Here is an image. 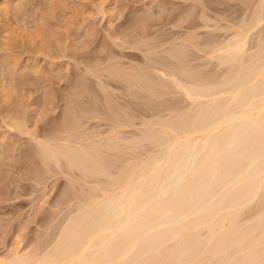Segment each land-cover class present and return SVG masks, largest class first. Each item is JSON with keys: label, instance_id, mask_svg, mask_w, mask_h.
I'll list each match as a JSON object with an SVG mask.
<instances>
[{"label": "bare ground", "instance_id": "obj_1", "mask_svg": "<svg viewBox=\"0 0 264 264\" xmlns=\"http://www.w3.org/2000/svg\"><path fill=\"white\" fill-rule=\"evenodd\" d=\"M154 1H156V0H154ZM170 1H173V0H170ZM177 1H179V0H177ZM197 1H200V0H197ZM202 1H204V0H202ZM208 1H210V0H208ZM219 1H221V0H218V2ZM223 1H225V0H223ZM212 2H210V4L208 2V4L211 6L215 5V4L212 5L211 4ZM240 2H242V1H240ZM256 2H258V3L256 4L254 11L253 12L249 11V12H252V15L251 16L249 15L250 18L248 21L245 20L246 21L245 23L239 24V25H236L233 27H231L229 25L231 28L228 29V30H230V32H228V35L226 34V36H225V34H224L225 37H223V38H217L218 36L216 35L217 36V37L215 36L216 39H214L213 41H212V39L209 40L212 42L210 44L208 43L209 45L207 44L208 45L207 51L205 50L206 48L204 47L205 48L204 50L206 51V53H205L206 58L211 59V60H215V68L217 69V71L213 74H203V73H201L202 69H201V71H199V69L195 70L196 68L195 69L192 68L193 66L190 67V65L189 66L183 65L182 63L184 62V60H186V62H187V59H185V57H184V55H186L185 51H184V49H182L183 47L181 45L176 46L175 44H174L175 46L173 48L167 50V52H166L167 53V59L164 62L154 61L152 63V65H150V67L148 68L151 70L143 69L145 64H143L141 66L143 68H141V67L136 68V67H125V65L123 67L122 64L119 65V62H118V65L115 64V65L111 66L110 69L106 68V69H109L108 75L110 77H112L116 82H119V83L122 82L125 84V86H124V87H126L125 90L126 91L128 90L129 94L136 95L135 93H137V92H135V93L132 92V91H134L132 89H136V90H138V92L141 91V93L142 92L147 93L148 96L151 97V99L152 98L157 99L156 97L161 96L163 93L165 94L167 92L170 93V92H174V91L178 92V94L180 93L181 99H183V102H185V106H183L184 104H182V107H184V108L181 110L178 109L180 111L176 112V110H175V112H174V109L171 108L170 104H169V107L167 105V107L164 109L159 107L162 109L161 111H167V116L160 117L159 116L160 110L154 109L156 102H154L155 104L153 103L154 107H153V109L151 107V110L146 105L147 108L149 109L148 112L150 114L147 117L137 115L139 117L136 116V118H135V116H131L128 113V110L126 108L128 106L127 105L128 103H126V107H120L119 111L115 110L112 107L113 106L112 103H114V101H115V100L113 101V99L115 97L112 99L110 97L108 91H106L107 88L105 86L106 84L104 83L105 81H102V80H104L102 78L105 75L102 74V78H101L102 80H100L99 76L98 77L96 76L98 79V82H99V83L98 82L97 83H98L99 87L102 89V91L104 92V94H103L104 99L101 98V100H103L102 103H104L105 112L111 113L110 118H107L108 116L105 117L106 114H103V112H102V114H100L101 112H99V111L98 112L93 111L94 113H92L91 111L87 112L86 110L85 111L83 110L81 115L78 113L79 115L75 114L73 116V118H70V121L68 120L69 123L66 126H64L63 128H59V129L57 128L56 131L54 130L53 133H51V134L47 133L48 135L44 134L43 138L42 137L31 138V140L34 139L33 142H35L37 144V149H38L39 156H40L38 158H40L41 162H43L45 166L49 162L50 163L53 162L54 166L55 167L57 166L58 168L57 167L56 168L59 169V171H60L59 164H60V161L63 160L62 162H64V165L66 166L65 168L67 169V171L69 169L71 174H72V171H73V174H74V171H77L76 174L78 173V176H77V178L75 176L76 180H75V178L73 179L71 176L69 178L68 174H70V173H68V172H66L65 175L67 174L66 178L69 179L71 182L77 183V181H79L78 182V186H79L78 189L79 190L78 191L74 190L75 192L72 193V197L69 198V200L75 199V205H73L74 203H72V205L74 207H73L71 213L67 214L65 212L67 214V216L64 213L66 217H65L64 221H62L61 224L56 229L53 237H51L52 234L51 235L49 234L51 231L49 229L50 231L48 234L50 235V237L52 239H51V242L49 244L48 249L46 247V249H43L42 251H41V248H40V251H35V250H33L35 247H33V245L31 244L30 247H32L33 249H31L29 247L28 248L29 251H27V252L24 251L23 253H19V251L15 250V248L18 247L15 245L16 247L14 248V251L10 250L7 254L0 255V264H207L206 262H208L207 260H209V259L210 260L213 259V260H211L212 264H264V40H263L264 37L261 39L259 36V34H261V31L262 32L264 31V0H256ZM174 3H175V0H174ZM160 4H162V3H160ZM195 4H194V6H195ZM216 4H217V2H216ZM218 4H220V3H218ZM225 4H228V1ZM229 4L231 5V3H229ZM239 4H241V3H239ZM184 5H182L181 9L183 8ZM245 5H246V7L248 6L246 3H245ZM16 6H17V4H16ZM155 6H158V3ZM196 6H198V5H196ZM203 6H205V5H203ZM211 6L207 5V7H211ZM20 7H21V5H19V8ZM199 7H200V5H199ZM215 7H216V5H215ZM223 8L224 7H222L221 9H223ZM23 9H25V8H23ZM146 9H147V7H146ZM181 9L179 11L183 12V10H181ZM190 9H192V8H190ZM208 9L209 8H206L205 10H208ZM227 9H228V7H227ZM109 10H111V8ZM201 10H202V8H201ZM190 11H194V9L190 10ZM190 11H189V13H191ZM235 11H237V10H235ZM239 11H241V10H239ZM18 12H19V10H18ZM228 12H229V10H228ZM244 12H245V10H244ZM168 13L169 12H167V14ZM206 13H208V12H205V14ZM109 14H111V11ZM148 14H150V13H148ZM205 14H203V15H205ZM229 14L231 15V13H229ZM160 15H161V13H160ZM189 15L187 14L188 18H189ZM232 15H233V13H232ZM208 16H206V17L209 18ZM221 16L224 17L223 15H221ZM221 16H220V19H222ZM110 17H111V15H110ZM143 17H144V15L142 16V18ZM155 17H156V15H155ZM201 17H205V16L201 15ZM210 17L212 19L213 16H210ZM230 17H232V16H230ZM235 17H237V16L235 15ZM240 17L241 16L239 15V18ZM169 18H170V16H169ZM172 18H174V17H172ZM195 18H196V16H195ZM215 18L216 17H214V19ZM233 19L237 20L238 18H236V19L233 18ZM110 20H111V18H110ZM144 20H145V18H144ZM186 20H187V18H186ZM216 20H217V18H216ZM224 20H226V17ZM242 20H243V18H242ZM166 21L169 22V20H166ZM206 21H209V20L206 19ZM229 21H227V22H229ZM155 22H157V21H155ZM196 22H197V20H196ZM202 22L205 23V21H202ZM138 23H140V22H138ZM174 23H176V22H174ZM193 23H195V22H193ZM225 23L223 22V24H225ZM110 24H111V22H110ZM212 24H214V23H212ZM227 24H229V23H227ZM139 25H142V23ZM155 25H156V23H155ZM163 25H164V23H163ZM183 25H184V23H183ZM183 25L181 27H184ZM208 25H210V24L208 23ZM220 25L221 24H219V26ZM35 26L33 28L36 29L37 26L36 27ZM130 26H132V25H130ZM143 26L145 27L146 24ZM153 26H154V24H153ZM137 27L138 26H136V28ZM149 27H151V26H149ZM212 27L209 26V28H211V29L206 27V29L208 28V31L210 30L209 31L210 34H211V32L213 34V32L215 31L214 29H212ZM52 28H53V26H52ZM134 28L135 27H133V29ZM213 28H215V27H213ZM221 28H225V27H221ZM128 29H130V28H128ZM140 29H142V26ZM201 29H202V27H201ZM254 29H256V30L258 29L257 32L256 31L253 32ZM166 30H167V28H166ZM173 30H175V28ZM177 30H178V28H177ZM183 30H184V28H183ZM185 30H189V29H185ZM114 32H116V31H114ZM130 32H128V33H130ZM149 32H151V31H149ZM157 32H158V30H157ZM159 32H161V31H159ZM178 32H180V31H178ZM255 32L257 33V38L253 41V37L255 38V36H256ZM124 33H123V35H124ZM134 33H135V30H134ZM136 33H138V32L136 31ZM172 33H174V32H172ZM189 33H191V32H189ZM112 34H113V32H112ZM151 34H152V32H151ZM253 34L255 36H253ZM263 34H264V32H263ZM107 35H109V33ZM131 35H130V37H131ZM147 35H149V33ZM154 35H156V34H154ZM157 35H158V33H157ZM218 35H221V34H218ZM140 36H142V35H140ZM179 36H181L180 38H182V35H179ZM185 36H187V35H185ZM78 37H76V38H78ZM112 37H109L108 39H110ZM122 37H121V39H125V37L124 38H122ZM149 37H151V36H149ZM159 37H158V39H160ZM207 37L210 38V35ZM7 38H6V40H7ZM90 38L91 37H89V39ZM116 38H117V36H116ZM119 38H120V35H119ZM166 38H168V36ZM180 38H179V40L181 41L183 38L182 39H180ZM205 38L206 37L204 36V39ZM84 39H85V37H84ZM112 39L114 40V38H112ZM117 39H115V40H117ZM127 39H128V37H127ZM168 39H165V40H168ZM106 40H105V42H106ZM153 40H156V39H153ZM177 40H178V38H177ZM177 40L175 39L176 42H177ZM184 40L190 42L191 41V35H188L187 38L184 37V39L182 41H184ZM207 40L208 39H205L206 42H207ZM81 41L78 40V42H81ZM118 41H120V40H118ZM148 41H150V39ZM171 41H174V40H171ZM171 41H170V43L172 44L173 42H171ZM252 41L256 42V43L252 44ZM89 42H91V41L89 40ZM157 42H159V41H157ZM74 43H76V42H74ZM123 43H125V42H123ZM144 43H146V42L144 41ZM161 43L162 42H160L159 44H161ZM182 43L184 45V42H182ZM85 44L89 45V43H85ZM127 44L128 43H126L125 45L127 46ZM133 44H134V42H133ZM135 44H137V43H135ZM138 44H140V43L138 42ZM187 44H189V43H187ZM192 44H194V43H192ZM198 44L199 43L197 42V45ZM80 45H82V44H80ZM88 45H86V46H88ZM113 45H115V43H113ZM129 45H131V43H129ZM146 45H148V44H146ZM157 46L161 47L162 45L160 46L157 44ZM188 46H189V48L190 47L193 48L192 45L191 46L188 45ZM202 46H203V44H202ZM5 47H7V46H5ZM167 47H169V46H167ZM59 48H61V47H59ZM124 48H125V46H124ZM194 48H197V46ZM6 49H8V47ZM61 49L64 51L63 47ZM75 49H76V46H75ZM105 49H107V48H105ZM133 49H135V47ZM140 49H142V48H140ZM118 51L120 52V49ZM135 51H138V48ZM135 51H133V52L135 53ZM159 51H161V50H159ZM165 51L166 50H164V52ZM195 51H196V49H195ZM128 52H127V54H130V52L129 53ZM197 52L199 53V51H197ZM131 53H132V51H131ZM159 53H161V52H159ZM200 53H201V51H200ZM200 53H199V55H200ZM6 54H8V52ZM63 54L64 53H62V55ZM115 54H117V53H115ZM156 54H158V52ZM4 55H2V56H4ZM124 55H125V53H124ZM196 55H198V54H195V56ZM14 56H13V58H11L9 56L8 57L11 60V59H14ZM148 56H147V58H148ZM63 57H64V55H63ZM102 57L104 58V56H102ZM113 57H115V56H113ZM121 58L124 59L123 57H121ZM152 58H153V56L151 57V60H152ZM154 58H157V57H154ZM162 58H165V57H162ZM198 58H199V56H198ZM126 59L128 60L129 58H126ZM142 59H144V57ZM145 59H146V57H145ZM0 60L2 61V59H0ZM115 60H117V59H115ZM136 60L132 61V63L135 62V64H136V62H138V60L137 61ZM139 60H141V58ZM191 60L192 59H190L188 61H191ZM197 60H199V59H197ZM1 61H0V63H2ZM100 61H102V60H100ZM124 61H125V59H124ZM146 61H145V63H146ZM205 61H206V59H205ZM60 62L58 65H61ZM195 62H193L192 64H194ZM3 63H5V62H3ZM106 63H107V60H106ZM124 63L126 64L128 62H124ZM132 63H130V64H132ZM189 63L190 62H188L187 64H189ZM84 64H86V63H84ZM100 64H102V63H100ZM196 64H194V65H196ZM206 64H209V62ZM201 65H203V64H201ZM201 65H199V66H201ZM12 66H13V64H12ZM51 66L52 65H50V67ZM95 66H94V68H95ZM126 66H128V64ZM0 67H1V65H0ZM92 67L93 66L91 65L90 68H92ZM194 67H196V66H194ZM100 68H102V67H100ZM15 69H17V68H15ZM63 69H65V68H63ZM77 69H79V68H77ZM0 71L3 72V70H0ZM15 71H18V70H15ZM60 71H62V70H60ZM79 71H80V69H79ZM90 71L93 73L92 70H90ZM90 71H88V72H90ZM5 72L7 73V71H5ZM12 72H14V71H12ZM50 72H51V68H50ZM82 72L80 71V73H82ZM1 73H0V75H2ZM65 73H67V72H65ZM18 74H20V73H18ZM86 74H84V75H86ZM3 75L5 76L7 74H3ZM11 75H12V73L10 74V76ZM76 75H77V73H76ZM24 76L25 75L23 74V77ZM109 76L106 75V77H109ZM5 78H6V76H5ZM7 78H8V76H7ZM58 78H61V77H58ZM73 78L74 77H72V79ZM75 78H76V76H75ZM86 78H83V79H86ZM3 79L4 78H2L1 80H3ZM24 79H26V78H24ZM87 80H89V79H87ZM8 81H9V79H8ZM13 81H9L8 84L13 82ZM53 81H55V80L53 79ZM91 81H90V83H91ZM115 81H114V83H115ZM82 82H83V80H82ZM110 82H113V81L110 80ZM4 83L5 82H3V84ZM97 83H95V84H97ZM69 84H71V83H69ZM91 84H93V83H91ZM12 85L13 84H11V86ZM74 85H75V81H74ZM74 85L71 84V86H74ZM87 85H88V82H87ZM118 85L120 86L121 84H118ZM9 86L10 85H8L7 87H9ZM78 86H80V85H78ZM46 87H47V84H46ZM74 87H76V86H74ZM99 87H97V88H99ZM13 88H15V87H13ZM78 88H81V87H77V89ZM90 88H91V86H90ZM90 88H88V89H90ZM118 88H120V87H118ZM4 89H3V91H4ZM45 89L47 90V88H45ZM94 90H97V89H94ZM120 90H122V89L120 88ZM83 91H84V89H83ZM123 91H124V89H123ZM4 92H6V91H4ZM0 93H1V91H0ZM82 93L83 92H81V94ZM92 93H94V92H92ZM97 93L98 92H96V95H97ZM6 94H8L7 96L10 95L7 92H6ZM89 94H90V92H89ZM123 94L120 96H122V97L125 96ZM137 94H139V93H137ZM2 95H3V93H2ZM99 95H101V94H99ZM53 96H56V94ZM111 96L113 97V95H111ZM5 97H6V95H5ZM89 97L90 96H88V99H90ZM122 97L120 99H122ZM137 97H138V95H137ZM1 98H2V96H1ZM162 98H164V97H161V99ZM62 99H63V97H62ZM66 99H68V98H66ZM83 99H85V98H83ZM92 99H93V97H92ZM92 99H90V100H92ZM98 99H100V98H98ZM127 99H128V97H127ZM139 99H142V96ZM147 99H149V98H147ZM159 99H160V97H159ZM174 99L175 98H173V100ZM55 100H56V98H55ZM71 100H72V96H71ZM80 100H81V98H80ZM129 100H131V98ZM173 100H171V101L173 102ZM0 101H1V99H0ZM43 101H45V100H43ZM51 101H53V100H51ZM79 101H77V102H79ZM137 101H138V99H137ZM137 101H135V102L138 103ZM168 101H170V100H168ZM92 102H91V104H92ZM95 102H96V100H95ZM183 102H181V103H183ZM139 103H140V101H139ZM147 103H149V100ZM168 103H170V102H168ZM174 103L175 102H173V105H174ZM74 104H73V106H74ZM82 104H83V102H82ZM116 104H118V103H116ZM114 105H115V103H114ZM140 105H142V104H140ZM149 105H150V103H149ZM178 105H180V103ZM67 106H69V103ZM78 106H80V105H78ZM78 106L76 104L75 107H78ZM87 106H90V105H87ZM92 106H94V105H92ZM96 106H97V104H96ZM137 106H139V104ZM160 106H162V105H160ZM175 106H176V103H175ZM81 107H84V106H81ZM133 107H134V105H133ZM33 108L34 107H32V110H34ZM78 108H80V107H78ZM145 108L146 107H143V109H145ZM73 109H76V108L73 107ZM81 109H83V108H81ZM130 109L133 110L132 107ZM156 109H158V108H156ZM176 109H177V107H176ZM29 110H31V109H29ZM32 110H31V112H32ZM41 110H43V109H41ZM45 110H47V108ZM40 111H39V113H40ZM52 111H55V110L52 109ZM28 112H30V111H28ZM142 112L144 113L147 111H142ZM23 113H25V112H23ZM160 113H162V112H160ZM6 114H8V113H6ZM17 114H20L19 110H18ZM67 114H68V111H67ZM165 114H163V115H165ZM3 115H4V113H3ZM29 115H28V117H29ZM9 116H10V120L8 118ZM13 116L8 115L7 119L10 121L11 125L10 126L7 125V126L11 127V128L14 127L16 129H18L17 131L20 130V132L26 134L28 137L31 134V130L29 131L27 129L29 120H27L28 123L25 120V122L27 123V126H25L26 124L24 125V124H22L23 122L22 123L20 122L21 121L20 119H19L20 121L18 120L19 117L15 118V116L14 117ZM31 117H29V118H31ZM48 117H50V116H48ZM81 117H84V118L86 117L85 119H87V120L94 119V118L95 119L98 118V120L99 119L100 120L101 119L109 120L110 130L108 129V131L111 133V135L102 136L96 130L87 131L85 129H82V122L81 123L79 122ZM42 118H43V114H42ZM51 118H53V117H51ZM54 119L55 118H53V120ZM58 119H59V117H58ZM134 119H136V120L139 119L140 122L138 121L139 122L138 126H136ZM33 120H34V117H33ZM58 121H60V120H58ZM101 121H103V120H101ZM35 122L37 125V121H35ZM55 122H57V121H54V123ZM3 123H5V121ZM65 123H66V121H65ZM43 124H42V127L45 126V125L43 126ZM51 124H53V123H51ZM59 125H60V123H59ZM131 125L132 126L135 125L137 127V128L134 127V128H136L137 133L133 134L132 131H134V130H132V131L130 130L132 132L131 136L129 135L130 136L129 138L124 137L123 135H125V134L122 135L124 129L126 128V130H127L128 129L127 127L131 126ZM32 127H33V125H32ZM39 127H41V126H39ZM56 127H54V128H56ZM11 128H10L11 131L14 130V128L13 129H11ZM88 128H89V126H88ZM36 129H38V128H36ZM44 129H46V128H44ZM136 130H135V132H136ZM34 131L38 133V131H36V130H34ZM102 132H104V131H102ZM17 134H19V133H17ZM13 135H14V133L12 134V136ZM19 135H21V133ZM32 136L33 135L31 134V137ZM42 136H43V134H42ZM125 136H127V135H125ZM4 137H6V136H4ZM18 137L20 139V136H18ZM34 137H35V135H34ZM7 138H9V137H7ZM28 138H30V137H28ZM23 139H22V142H23ZM2 140L4 141V139H2ZM20 140H18V141H20ZM24 141H25V139H24ZM26 142H28V141H26ZM144 142H147V144H149L150 148H148L147 147L148 145L145 143V145H147L145 147H147L148 149L146 151H145V149L143 150V152L145 151L144 153H146L143 155V153L141 154L139 152L142 151L141 148L143 147ZM1 143L3 144V142H1ZM6 143H8V140ZM35 143H34V145H35ZM6 145H4L3 147H5ZM24 145H23V147H24ZM122 145L124 146V148H127V151L129 149H131L130 151H132V154H130L129 158H127L129 161L127 160L128 162H125L122 164L117 163L118 165L113 164L112 162L108 161V160H110L109 159V156H110L109 153L111 151L114 153L116 151H120L119 149H120V147H122ZM11 146H13V144ZM3 147H1V148H3ZM21 147H22V145L20 146V149H21ZM25 148H27V146ZM124 148H122V150ZM140 149H141V151H139ZM4 150H5V148H4ZM14 150H16V148ZM17 150H19V149H17ZM9 152H11V151H9ZM23 153L25 154L26 151ZM7 154H9V153H6V155ZM28 154H30V153H28ZM127 154H128V152H127ZM11 155H12V152H11ZM18 156H19V154H18ZM119 156L122 157L121 155H119ZM3 158H6V157H3ZM10 158H11V156H10ZM28 158H30V157H28ZM122 159H125V158H122ZM19 160H22V159H19ZM25 161L26 160L24 159V162ZM32 161H34V160H32ZM120 162L121 161H119V163ZM122 162H124V161H122ZM29 163H31V162H29ZM2 164H1V166H2ZM26 164H28V163H26ZM52 164H50V165H52ZM62 165H63V163H62ZM4 166L5 165L3 164V168H4ZM28 168H30V167H28ZM40 169H41V167H40ZM37 171H38V169H37ZM37 171H36V173H37ZM5 172H7V171H5ZM32 172H33V170H32ZM0 173H1V171H0ZM58 173H57V175H58ZM60 173H61V171H60ZM8 174H9V172H8ZM8 174H7V176H8ZM33 174L35 175V173H33ZM39 174H41V173H39ZM34 175H33V177H35ZM54 175H56V174L54 173ZM62 175L64 177V174H62ZM30 177H31V175H30ZM55 178H57V177H55ZM5 179H6V176H5ZM51 179H52V177H51ZM40 180H42V179H40ZM65 181H66V179H65ZM1 182H3V180H1ZM63 183H64V181H63ZM74 183L71 186L75 185ZM44 184L45 183H43V185ZM64 185H65V183H64ZM68 187L69 186H67V188ZM63 189H64V187H63ZM61 194H62V192L60 193V195ZM66 196H67V194H66ZM66 196H65V198H66ZM69 202H71V201H69ZM253 204L255 206H257V208L259 207L258 208L259 210H257V209H255L257 211L251 210L252 208H254ZM58 205H59V203H58ZM70 205H68V206H70ZM52 206H54V205H52ZM251 206H253V207L251 208ZM248 207H250V211L247 210ZM64 208H66V207L64 206ZM245 209L250 214H252L255 211L253 214L254 217L252 220H251L252 217H250L252 215L249 216V213L246 212L247 216L250 217L248 219L249 222L246 219L247 216L244 215ZM62 213H63V211H62ZM255 214H256V216H255ZM58 216H60V215H58ZM62 216H64V215H62ZM245 216H246V218H245ZM51 217H50V219H52ZM58 219H59V221H61L60 218H58ZM243 221H246V222L244 223ZM51 226H53V225H51ZM46 230H48V228ZM48 234H46V235H48ZM46 237H48V236H46ZM44 240H42L43 242L42 241H40V242L45 243ZM38 245H39V242H38ZM28 249H26V250H28ZM36 249H38V248H36Z\"/></svg>", "mask_w": 264, "mask_h": 264}, {"label": "rangeland", "instance_id": "obj_2", "mask_svg": "<svg viewBox=\"0 0 264 264\" xmlns=\"http://www.w3.org/2000/svg\"><path fill=\"white\" fill-rule=\"evenodd\" d=\"M24 1V2H23ZM152 1V2H151ZM181 3H180V2ZM174 0L170 1V0H0V59H2V63H0L1 67L0 73L3 74H7L5 76L0 75V80L2 78H4L3 80L0 81V255H5L7 254L10 250L14 251L15 250L19 251V253H23L24 251L27 252L29 251V247L31 246V244L33 245V247H35L34 249L32 247H30L31 249L35 250V251H41L43 249H48L49 244L51 242V237H53L56 229L58 228V226L61 224L62 221H64L65 217L67 216L68 213H71L72 209H73V205H75V199H71L69 200V198L72 197V193L75 192L74 190L78 191L79 186H78V182L74 183L71 182L69 179L66 178L65 173L68 172L70 174H68L69 178L70 176L74 179L75 176L77 178L78 173L76 174L77 171H72V174L70 172V170L65 168L66 166L64 165V162H62L63 160L60 161L59 164V169H57L54 166L53 162H49L48 164H52V165H44L43 162H41L40 157L39 156V152L37 149V144L35 142H33L34 139L31 140V138H39V137H44L45 135L51 134L54 132V130L56 131V129L58 128H63L64 126H66L69 121L70 118H73V116L76 115H81L82 111L86 110L87 112H101L100 114H106V116H108L107 118H110V112H105L104 110V103L102 99H104V92L102 91V89L99 87L98 85V79L97 77L99 76L100 80L105 81L104 83L106 84V88L110 95V97L113 99L114 103H112V107L115 110L120 109V107H126V103H128L127 105V110L128 113L131 116H136L137 115H141L144 117L149 116V109L151 110V107L153 109V105L155 104L154 102H156L154 109L155 110H160L159 112V116L160 117H164L167 116V111H161V108H166L167 105L169 107V104L171 106V108L174 109V112L176 110V112L180 111L181 109H183L184 107H182V104H184L183 106H185V102H183V99H181V94L176 91L174 92H167V93H163L159 99V97H156L157 99H151V97L148 96L147 93L142 92L136 89H132L134 91H132L134 94H129L128 90L126 91L124 87L125 84L122 82H116L112 77H110L108 75V70L110 69L111 66L117 64L119 62V65L122 64V66L124 67H141L143 64L144 68L143 69H147V70H151L148 69L150 67V65H152V63L154 61L156 62H164L167 59V50L173 48L175 45L176 46H182L185 51L184 57L186 60H184V62L182 63L183 65L192 67V68H196L195 70L199 69V71H201V73L203 74H213L217 71V69L215 68V60H211L206 58L205 53L207 51L208 45L217 38H223L226 36V34L228 35V32H230V30H228L229 28L239 25V24H243L246 21L249 20L250 16L252 15V12L254 11L256 4L258 2H256V0H221L218 2V0ZM185 1V2H184ZM194 1V2H193ZM213 1V2H212ZM215 1V2H214ZM228 4H225L227 3ZM242 1V2H240ZM245 1V2H244ZM178 2V3H177ZM205 2V3H204ZM210 2H212L211 4H215L213 6L209 5ZM217 2V4H216ZM158 6H155L157 5ZM162 3V4H160ZM170 3V4H169ZM172 3V4H171ZM187 3V4H186ZM190 3V4H189ZM196 3V4H195ZM220 3V4H218ZM231 3V5L229 4ZM234 3V4H233ZM241 3V4H239ZM245 3L249 6L246 7ZM17 4V6H16ZM21 5V7L19 8V5ZM144 4V5H143ZM150 4V5H149ZM167 4V5H166ZM185 4V5H184ZM195 4V6H194ZM224 4V5H223ZM240 6H239V5ZM244 4V5H243ZM250 4V5H249ZM164 5V6H163ZM172 5V6H171ZM181 5V6H180ZM183 6V8L181 9V7ZM198 5V6H196ZM200 5V7H199ZM205 5V6H203ZM211 6V7H207ZM218 5V6H217ZM220 5V6H219ZM223 5V6H222ZM226 5V6H225ZM233 5V6H232ZM25 6V7H24ZM144 6V7H143ZM150 6V7H149ZM186 6V7H185ZM194 6V7H193ZM14 7V8H13ZM25 9H23V8ZM52 7V8H51ZM98 7V8H97ZM102 7V8H101ZM109 7V8H108ZM147 7V9H146ZM152 7V8H151ZM160 9H159V8ZM169 7V8H168ZM179 7V8H178ZM209 8L208 10H205L206 8ZM220 7V8H219ZM222 7H224L223 9H221ZM228 7V9H227ZM243 7V8H242ZM251 7V8H250ZM111 8V10H109ZM154 8V9H153ZM158 10H157V9ZM166 8V9H165ZM177 8V9H176ZM192 8V9H190ZM197 8V9H196ZM202 8V10H201ZM214 8V9H213ZM230 8V9H229ZM233 10H232V9ZM246 8V9H245ZM22 14H20L18 12ZM99 9V10H98ZM102 9V10H101ZM113 9V10H112ZM150 9V10H149ZM183 10L179 11V10ZM189 9V10H188ZM194 11H190L193 10ZM219 11H218V10ZM243 9V10H242ZM22 10V11H21ZM25 10V11H24ZM101 10V11H100ZM109 10V11H108ZM152 10V11H151ZM157 10V11H156ZM173 10V11H172ZM178 10V11H177ZM188 10V11H187ZM199 10V11H198ZM214 10V11H213ZM223 10V11H222ZM229 10V12H228ZM237 10V11H235ZM241 10V11H239ZM245 10V12H244ZM248 10V11H247ZM98 11V12H97ZM111 11V14H109ZM154 11V12H153ZM164 11V12H163ZM189 11L191 13H189ZM196 11V12H195ZM212 11V12H211ZM221 11V12H220ZM231 11V12H230ZM252 11V12H249ZM102 12V13H101ZM109 12V13H108ZM166 12V13H165ZM167 12H169L167 14ZM182 14H181V13ZM195 12V13H194ZM198 12V13H197ZM203 12V13H202ZM205 12H208L205 14ZM211 12V13H210ZM217 12V13H216ZM240 12V13H239ZM247 12V13H246ZM113 13V14H112ZM150 13V14H148ZM161 13V15H160ZM174 13V14H173ZM194 13V14H193ZM215 13V14H214ZM220 13V14H219ZM231 13V15L229 14ZM233 13V15H232ZM235 13V14H234ZM251 13V14H250ZM105 14V15H104ZM171 14V15H170ZM185 16H184V15ZM187 14L189 15V18L187 16ZM200 14V15H199ZM205 14V15H203ZM217 14V15H216ZM228 14V15H227ZM245 16H244V15ZM15 15V16H14ZM111 15V17H110ZM114 15V16H113ZM144 15V17L142 18V16ZM156 15V17H155ZM176 15V16H175ZM205 16V17H201ZM209 15V16H208ZM215 15V16H214ZM223 15L224 17L221 16L222 19H220V16ZM226 15V16H225ZM235 15L237 17H235ZM239 15L241 16L239 18ZM250 15V16H249ZM30 16V17H29ZM165 16V17H164ZM168 16V17H167ZM170 16V18H169ZM184 16V17H183ZM196 16V18H195ZM206 16H208L209 18H207ZM210 16H213L212 19ZM219 16V17H218ZM232 16V17H230ZM29 17V18H28ZM152 17V18H151ZM174 17V18H172ZM214 17L216 18L214 19ZM226 17V20L229 21L227 22L226 20H224ZM111 18V20H110ZM145 18V20H144ZM159 18V19H158ZM168 18V19H167ZM182 18V19H181ZM187 18V20H186ZM191 18V19H190ZM195 18V19H194ZM209 21H206V19ZM233 18H238L237 20H234ZM243 18V20H242ZM88 19V20H87ZM113 19V20H112ZM152 19V20H151ZM155 19V20H154ZM175 19V20H174ZM220 21H219V20ZM138 20V21H137ZM143 20V21H142ZM154 20V21H153ZM166 20H169L166 21ZM178 20V21H177ZM185 20V21H184ZM193 20V21H192ZM195 20V21H194ZM197 20V22H196ZM246 20V21H245ZM22 21V22H21ZM157 21V22H155ZM161 21V22H160ZM202 21H205L202 22ZM243 21V22H242ZM111 22V24H110ZM140 22V23H138ZM145 22V23H144ZM147 22V23H146ZM149 22V23H148ZM154 22V23H153ZM168 22V23H167ZM173 22V23H172ZM176 22V23H174ZM180 22V23H179ZM187 22V23H186ZM195 22V23H193ZM217 22V23H216ZM223 22L225 24H223ZM236 22V23H235ZM241 22V23H240ZM34 23V24H33ZM142 25H139L141 24ZM144 23V24H143ZM154 26H153V24ZM156 23V25H155ZM164 23V25H163ZM184 23V25H183ZM208 23L210 25H208ZM214 23V24H212ZM229 23V24H227ZM42 24V25H41ZM146 26L144 27L143 25ZM151 24V25H150ZM158 24V25H157ZM167 24V25H166ZM174 24V25H173ZM179 24V25H178ZM181 24V25H180ZM189 24V25H188ZM191 24V25H190ZM202 24V25H201ZM205 24V25H204ZM219 24H221L219 26ZM227 24V25H226ZM37 27H36V26ZM132 25V26H130ZM173 25V26H172ZM184 27H181V26ZM187 27H186V26ZM208 25V26H207ZM223 25V26H222ZM231 27H230V26ZM36 27L33 28V27ZM42 26V27H41ZM53 26V28H52ZM112 26V27H111ZM136 26H138L136 28ZM142 26V29H140ZM151 26V27H149ZM157 26V27H156ZM160 26V27H159ZM176 26V27H175ZM178 26V27H177ZM180 26V27H179ZM190 26V27H189ZM205 26V27H204ZM210 27H215L212 29H214L213 34L211 32L210 34V30L208 31V28ZM219 26V27H218ZM84 27V28H83ZM133 27H135L133 29ZM144 27V28H143ZM163 27V28H162ZM171 27V28H170ZM200 27V28H199ZM202 27V29H201ZM206 27H208L206 29ZM221 27H225V28H221ZM43 28V29H42ZM95 28V29H94ZM127 28V29H126ZM130 28V29H128ZM165 28V29H164ZM167 28V30H166ZM175 28V30H173ZM178 28V30H177ZM184 28V30H183ZM220 28V29H219ZM137 29V30H136ZM156 29V30H155ZM162 29V30H161ZM172 29V30H171ZM180 29V30H179ZM185 29H189V30H185ZM200 29V30H199ZM211 29V28H209ZM223 29V30H222ZM6 30V31H5ZM129 30V31H128ZM135 30V33H134ZM144 30V31H143ZM153 30V31H152ZM158 30V32H157ZM184 32H183V31ZM258 30V29H257ZM256 29L253 30L257 32ZM116 31V32H114ZM118 31V32H117ZM120 31V32H119ZM131 31V32H130ZM136 31L138 33H136ZM151 31V32H149ZM161 31V32H159ZM165 31V32H164ZM180 31V32H178ZM201 31V32H200ZM227 33H226V32ZM86 32V33H85ZM113 32V34H112ZM125 32V33H124ZM130 32V33H128ZM168 32V33H167ZM171 32V33H170ZM174 32V33H172ZM191 32V33H189ZM222 32V33H221ZM255 32V35L253 34V36H255V38L253 37V41L257 38V33ZM264 32V31H263ZM261 31V34H259L260 38L262 39L264 37V34ZM109 33V35H107ZM124 33V35H123ZM127 33V34H126ZM149 33V35H147ZM160 36H158L157 35ZM162 33V34H161ZM167 33V34H166ZM176 33V34H175ZM201 33V34H200ZM208 33V34H207ZM9 34V35H8ZM116 34V35H115ZM118 34V35H117ZM129 34V35H128ZM144 34V35H143ZM156 34V35H154ZM164 34V35H163ZM175 34V35H174ZM195 34V35H194ZM197 34V35H196ZM204 34V35H203ZM221 34V35H218ZM223 34V35H222ZM225 34V36H224ZM90 35V36H89ZM106 35V36H105ZM115 35V36H114ZM120 35V38H119ZM131 35V37H130ZM137 35V36H136ZM142 35V36H140ZM162 35V36H161ZM170 35V36H169ZM182 35V38L184 39V37L187 38L188 35H191V41H182L183 39L180 38ZM187 35V36H185ZM210 35V38L207 37ZM217 35V36H216ZM4 36V37H3ZM79 36V37H78ZM88 36V37H87ZM113 36V37H112ZM117 36V38H116ZM123 36V37H122ZM139 36V37H138ZM151 36V37H149ZM156 36V37H155ZM168 36V38H166ZM174 36V37H173ZM178 36V37H177ZM184 36V37H183ZM204 36L206 37L205 39H208L207 42L204 39ZM212 36V37H211ZM216 36V37H215ZM8 37V38H7ZM78 37V38H76ZM82 39H81V38ZM85 37V39H84ZM89 37H91L89 39ZM109 37L114 38V40L112 38L108 39ZM125 37V39H121ZM128 37V39H127ZM137 37V38H136ZM145 37V38H144ZM158 37L160 39H158ZM176 37V38H175ZM200 37V38H199ZM215 37V38H214ZM3 38V39H2ZM7 38V40H6ZM144 38V39H143ZM172 38V39H171ZM178 38V40H177ZM182 39L181 41L179 40ZM193 38V39H192ZM195 38V39H194ZM10 39V40H9ZM36 39V40H35ZM82 41H81V40ZM108 41H107V40ZM117 39V40H115ZM139 39V40H138ZM146 39V40H145ZM150 39V41H148ZM152 39V40H151ZM156 39V40H153ZM168 39V40H165ZM175 39L177 40V42L175 41ZM212 41H209L211 40ZM81 41V42H78ZM89 40L91 42H89ZM106 40V42H105ZM120 40V41H118ZM126 40V41H125ZM134 40V41H133ZM174 40V41H171ZM264 40V38H263ZM30 41V42H29ZM36 41V42H35ZM44 41V42H43ZM56 41V42H55ZM76 43H74V42ZM112 41V42H111ZM122 41V42H121ZM140 44H138V42ZM144 41L146 43H144ZM159 41V42H157ZM173 42L172 44L170 43ZM252 44L256 43L253 42ZM43 42V43H42ZM83 42V43H82ZM125 42V43H123ZM134 42V44H133ZM154 42V43H153ZM160 42H162L161 44H159ZM169 42V43H168ZM176 42V43H175ZM184 42V45L183 43ZM197 42L199 43L197 45ZM206 42V43H205ZM3 43V44H2ZM8 45H7V44ZM74 43V44H73ZM78 43V44H77ZM85 43H89L85 44ZM105 43V44H104ZM113 43H115V45H113ZM123 43V44H122ZM126 43L127 46L125 45ZM129 43H131V45H129ZM137 43V44H135ZM150 43V44H149ZM167 43V44H166ZM189 43V44H187ZM191 43V44H190ZM194 43V44H192ZM203 46H202V44ZM209 43V44H208ZM5 44V45H4ZM82 44V45H80ZM85 44V45H84ZM105 46H103V45ZM110 44V45H109ZM148 44V45H146ZM158 45H162L161 47L157 46ZM165 44V45H164ZM175 44V45H174ZM179 44V45H178ZM196 44V45H195ZM208 44V45H207ZM4 45V46H3ZM47 45V46H46ZM58 45V46H57ZM65 45V46H64ZM74 45V46H73ZM88 45V46H86ZM108 45V46H107ZM133 45V46H132ZM137 45V46H136ZM145 45V46H144ZM152 45V46H151ZM188 45H192V47L189 48ZM8 49H6L7 47ZM32 46V47H31ZM76 46V49H75ZM78 46V47H77ZM80 46V47H79ZM82 46V47H81ZM86 46V47H85ZM110 46V47H109ZM125 46V48H124ZM142 46V47H141ZM149 46V47H148ZM155 46V47H154ZM169 46V47H167ZM197 48H194L196 47ZM47 47V48H46ZM57 47V48H56ZM59 47H63L64 51L59 48ZM67 47V48H66ZM130 47V48H129ZM135 47V49H133ZM144 47V48H143ZM146 47V48H145ZM158 47V48H157ZM165 47V48H164ZM167 47V48H166ZM186 49H185V48ZM206 49H205V48ZM81 48V49H80ZM87 48V49H86ZM107 48V49H105ZM114 48V49H113ZM138 51H135L137 50ZM142 48V49H140ZM149 50H148V49ZM156 48V49H155ZM161 48V49H160ZM78 49V50H77ZM110 49V50H109ZM116 49V50H115ZM120 49V52L118 51ZM132 49V50H131ZM158 49V50H157ZM189 49V50H188ZM196 49V51H195ZM198 49V50H197ZM203 51H202V50ZM206 51H205V50ZM4 50V51H3ZM77 50V51H76ZM81 50V51H80ZM105 50V51H104ZM112 50V51H111ZM126 50V51H125ZM144 50V51H143ZM147 50V51H146ZM152 50V51H151ZM161 50V51H159ZM164 50H166L164 52ZM193 50V51H192ZM62 51V52H61ZM76 53H75V52ZM102 51V52H101ZM130 52V54H127V52ZM132 51V53H131ZM135 51V53L133 52ZM140 51V52H139ZM149 51V52H148ZM151 51V52H150ZM163 51V52H162ZM187 51V52H186ZM191 51V52H190ZM195 51V52H194ZM201 51L200 55L197 52ZM8 52V54H6ZM99 52V53H98ZM105 52V53H104ZM122 52V53H121ZM128 52V53H129ZM137 52V53H136ZM139 52V53H138ZM148 54H147V53ZM158 52V54H156ZM161 52V53H159ZM203 52V53H202ZM2 53V54H1ZM55 53V54H54ZM62 53H64V57L62 55ZM104 53V54H103ZM108 53V54H107ZM117 53V54H115ZM120 53V54H119ZM125 53V55H124ZM134 53V54H133ZM144 55H143V54ZM190 53V54H189ZM5 54V55H4ZM60 54V55H59ZM100 54V55H99ZM123 54V55H122ZM133 54V55H132ZM140 56H139V55ZM194 54V55H193ZM195 54H198L195 56ZM203 54V55H202ZM4 55V56H2ZM12 55V56H11ZM15 55V56H14ZM46 55V56H45ZM110 55V56H109ZM123 57L125 59H122L121 57ZM132 55V56H131ZM135 55V56H134ZM137 55V56H136ZM149 55V56H148ZM190 55V56H189ZM2 56V57H1ZM14 59H9V57ZM45 56V57H44ZM99 56V57H98ZM104 56V58L102 57ZM115 56V57H113ZM118 56V57H117ZM142 56V57H141ZM148 56V58H147ZM153 56L152 60L151 57ZM160 56V57H159ZM194 56V57H193ZM199 56V58H198ZM201 56V57H200ZM204 56V57H203ZM16 57V58H15ZM53 57V58H52ZM57 57V58H56ZM134 57V58H133ZM136 57V58H135ZM144 57V59H142ZM146 57V59H145ZM157 57V58H154ZM165 57V58H162ZM187 57V58H186ZM193 57V58H192ZM5 60H4V59ZM63 58V59H62ZM126 58H129L128 60ZM134 60H133V59ZM141 58V60H139ZM192 59L191 61H188L190 59ZM196 58V59H195ZM201 58V59H200ZM206 61H205V59ZM9 59V60H8ZM17 59V60H16ZM53 59V60H52ZM55 59V60H54ZM112 59V60H111ZM115 59H119L118 61ZM121 59V60H120ZM138 60V62L132 63V61ZM162 59V60H161ZM184 59V58H183ZM199 59V60H197ZM4 60V61H3ZM15 60V61H14ZM51 60V61H50ZM102 60V61H100ZM107 60V63H106ZM109 60V61H108ZM115 60V61H114ZM127 60V61H126ZM136 60V61H137ZM146 63H145V61ZM197 60V61H196ZM209 60V61H208ZM7 61V62H6ZM30 61V62H29ZM33 61V62H32ZM61 61V62H60ZM113 61V62H112ZM123 61V62H122ZM152 61V62H151ZM196 61V62H195ZM199 61V62H198ZM204 61V62H203ZM211 61V62H210ZM5 62V63H3ZM11 62V63H10ZM13 62V63H12ZM48 62V63H47ZM57 62V63H56ZM60 62L61 65H58ZM104 62V63H103ZM124 62H128V63H124ZM132 64H130V63ZM141 62V63H140ZM143 62V63H142ZM188 62H190L189 64H187ZM193 62H195L194 64H192ZM212 66H210L208 63ZM214 62V63H213ZM7 63V64H6ZM53 63V64H52ZM83 63V64H82ZM86 63V64H84ZM102 63V64H100ZM113 63V64H112ZM139 63V64H138ZM213 63V64H212ZM9 64V65H8ZM13 64V66H12ZM79 64V65H78ZM90 64V65H89ZM128 64V66H126ZM149 66H148V65ZM203 64V65H201ZM5 65V66H4ZM50 65H52L50 67ZM67 65V66H66ZM91 65L93 66L92 68ZM96 65V66H95ZM102 65V66H101ZM105 65V66H104ZM107 65V66H106ZM130 65V66H129ZM133 65V66H132ZM135 65V66H134ZM137 65V66H136ZM198 65V66H197ZM201 65V66H199ZM209 65V66H208ZM3 66V67H2ZM55 66V67H54ZM61 66V67H60ZM76 66V67H75ZM86 66V67H85ZM95 66V68H94ZM104 66V67H103ZM109 66V67H108ZM146 66V67H145ZM196 66V67H194ZM88 67V68H87ZM98 69H97V68ZM102 67V68H100ZM199 67V68H198ZM211 67V68H210ZM17 68V69H15ZM50 68H51V72H50ZM65 68V69H63ZM80 71L83 72L80 73ZM83 68V69H82ZM109 68V69H106ZM204 68V69H203ZM207 68V69H206ZM210 68V69H209ZM6 69V70H5ZM14 69V70H13ZM93 71V73L90 70ZM96 71H95V70ZM100 69V70H99ZM103 69V70H102ZM7 71V73L5 71ZM11 70V71H10ZM18 70V71H15ZM20 70V71H19ZM62 70V71H60ZM105 70V71H104ZM14 71V72H12ZM90 71V72H88ZM95 71V72H94ZM9 72V73H8ZM17 72V73H16ZM26 72V73H25ZM67 72V73H65ZM100 74H99V73ZM102 72V73H101ZM12 73V75L10 76V74ZM14 73V74H13ZM16 73V74H15ZM20 73V74H18ZM34 73V74H33ZM36 73V74H35ZM77 73V75H76ZM87 73V74H86ZM90 73V74H89ZM23 74L25 75L23 77ZM55 74V75H54ZM86 74V75H84ZM96 74V75H95ZM102 74L105 75L102 78ZM15 75V76H14ZM18 75V76H17ZM20 75V76H19ZM22 75V76H21ZM66 75V76H65ZM94 75V76H93ZM109 76V77H106ZM8 76V78H7ZM76 76V78H75ZM90 76V77H89ZM97 76V77H96ZM22 77V78H21ZM57 77V78H56ZM61 77V78H58ZM68 77V78H67ZM72 77H74L72 79ZM86 79H83V78ZM89 77V78H88ZM105 77V78H104ZM21 78V79H20ZM26 78V79H24ZM41 78V79H40ZM102 78V79H101ZM111 78V79H110ZM8 79L9 81H13L11 83L8 84ZM11 79V80H10ZM48 79V80H47ZM53 79L55 81H53ZM57 79V80H56ZM89 79V80H87ZM95 81H94V80ZM106 79V80H105ZM25 80V81H24ZM40 80V81H39ZM83 80V82H82ZM92 80V81H91ZM108 80V81H107ZM113 81V82H110ZM23 81V82H22ZM50 81V82H49ZM74 81H75V85H74ZM93 83L91 84L90 83ZM115 81V83H114ZM3 82H5L3 84ZM49 84H48V83ZM88 82V85H87ZM97 84H95V83ZM31 83V84H30ZM73 84L74 86H71V84ZM83 83V84H82ZM86 83V84H85ZM114 83V84H113ZM11 84H13L11 86ZM15 84V85H14ZM47 84V87H46ZM113 84V85H112ZM118 84H121L120 86ZM8 85H10L9 87H7ZM80 85V86H78ZM91 88H90V86ZM94 87H93V86ZM113 87H112V86ZM3 86V87H2ZM68 86V87H67ZM84 86V87H83ZM99 88H97V87ZM111 86V87H110ZM120 87L122 90H120ZM15 87V88H13ZM42 87V88H41ZM47 88V90L45 88ZM72 87V88H71ZM77 87H81L78 88ZM118 89H117V88ZM5 88V89H4ZM44 88V89H43ZM49 88V89H48ZM51 88V89H50ZM90 88V89H88ZM97 90H94V89ZM9 93L10 95L7 96ZM15 91H13V90ZM82 89V90H81ZM84 89V91H83ZM93 91H92V90ZM101 89V90H100ZM109 89V90H108ZM115 89V90H114ZM124 89V91H123ZM9 90V91H8ZM46 90V91H45ZM88 90V91H87ZM113 90V91H112ZM45 93H44V92ZM51 91V92H50ZM67 93H66V92ZM69 91V92H68ZM73 91V92H72ZM80 93H78V92ZM110 91V92H109ZM112 91V92H111ZM162 91V90H161ZM50 92V93H49ZM71 92V93H70ZM81 92H83L81 94ZM86 92V93H85ZM90 92V94H89ZM94 92V93H92ZM96 92L97 95H96ZM114 92V93H113ZM121 92V93H120ZM124 94H123V93ZM176 92V93H175ZM3 93V95H2ZM5 93V94H4ZM43 93V94H42ZM69 93V94H68ZM77 93V94H76ZM111 93V94H110ZM120 93V94H119ZM50 94V95H49ZM56 96H53L55 95ZM64 94V95H63ZM68 94V95H67ZM94 94V95H93ZM101 94V95H99ZM118 94V95H117ZM125 95V96H120V95ZM142 94V95H141ZM145 94V95H144ZM174 94V95H173ZM177 94V95H176ZM6 95V97H5ZM13 95V96H12ZM84 95V96H83ZM113 95V97L111 96ZM128 95V96H127ZM135 97H134V96ZM142 96V99H139ZM171 97H170V96ZM2 96V98H1ZM11 96V97H10ZM66 96V97H65ZM71 96H72V100H71ZM85 98V99H83ZM88 96H90L89 98L93 99L90 100L88 99ZM101 96V97H100ZM130 96V97H129ZM133 96V97H132ZM173 96V97H172ZM180 96V97H179ZM10 97V98H9ZM42 97V98H41ZM46 97V98H45ZM53 97V98H52ZM63 97V99H62ZM97 97V98H96ZM122 97V99L125 101H123L122 99H120ZM128 97V99H127ZM137 97V98H136ZM149 99H147V98ZM161 97H164L161 99ZM167 97V98H166ZM45 98V99H44ZM56 98V100H55ZM68 98V99H66ZM81 98V100H80ZM96 98V99H95ZM100 98V99H98ZM131 98V100H129ZM134 98V99H133ZM170 98V99H169ZM173 98H175L173 100ZM48 99V100H47ZM126 99V100H125ZM138 99V101H137ZM145 101H144V100ZM166 99V100H165ZM6 100V101H5ZM9 100V101H8ZM45 100V101H43ZM48 102H47V101ZM53 100V101H51ZM62 100V101H61ZM70 100V101H69ZM80 100V101H79ZM96 100V102H95ZM149 100V103H147ZM152 100V101H151ZM170 100V101H168ZM173 100V102L175 103L173 105V102L171 101ZM179 100V101H178ZM4 101V102H3ZM57 101V102H56ZM67 103H66V102ZM74 101V102H73ZM79 101V102H77ZM89 101V102H88ZM92 104H91V102ZM119 101V102H118ZM121 101V102H120ZM128 101V102H127ZM133 101V102H132ZM135 101H137L138 103H136ZM140 101V103H139ZM144 101V102H143ZM40 102V103H39ZM44 104H43V103ZM64 102V103H63ZM73 102V103H72ZM83 102V104H82ZM86 102V103H85ZM124 102V103H123ZM143 102V103H142ZM164 102V103H163ZM170 102V103H168ZM183 102V103H181ZM69 103V106H67ZM75 103V104H74ZM81 103V104H80ZM89 103V104H88ZM118 103V104H116ZM121 103V104H120ZM136 103V104H135ZM154 103V104H153ZM168 103V104H167ZM180 103V105H178ZM74 104V106H73ZM77 104L80 105L78 107H75ZM90 106H87V105ZM97 104V106H96ZM123 104V105H122ZM139 104V106H137ZM142 104V105H140ZM165 104V105H164ZM16 105V106H15ZM86 105V106H85ZM94 105V106H92ZM130 105V106H129ZM134 105V107H133ZM145 105V106H144ZM148 108H147V106ZM152 105V106H151ZM159 105V106H158ZM162 105V106H160ZM164 105V106H163ZM26 106V107H25ZM41 106V107H40ZM43 106V107H42ZM64 106V107H63ZM84 106V107H81ZM93 108H92V107ZM30 107V108H29ZM32 107H34L32 110ZM45 107V108H44ZM67 107V108H66ZM76 108V109H73ZM87 107V108H86ZM96 107V108H95ZM118 107V108H117ZM132 107L133 110H131L130 108ZM143 107H146L145 109H143ZM161 107V108H159ZM177 107V109H176ZM179 107V108H178ZM182 107V108H181ZM12 108V109H11ZM36 108V109H35ZM47 108V110H45ZM50 108V109H49ZM54 109L55 111H52V109ZM83 108V109H81ZM129 108V109H128ZM158 108V109H156ZM9 109V110H8ZM11 109V110H10ZM31 109V110H29ZM38 109V110H37ZM43 109V110H41ZM71 109V110H70ZM73 109V110H72ZM89 109V110H88ZM91 109V110H90ZM101 109V110H100ZM140 109V110H139ZM180 109V110H178ZM13 110V111H12ZM19 110L20 114H17ZM36 110V111H35ZM41 110V111H40ZM79 110V111H78ZM103 110V111H102ZM136 110V111H135ZM138 110V111H137ZM6 111V112H5ZM9 111V112H8ZM15 111V112H14ZM30 111V112H28ZM40 111V113H39ZM66 111V112H65ZM68 111V114H67ZM72 111V112H71ZM94 111V112H93ZM135 111V112H134ZM142 111H147V112H142ZM25 112V113H23ZM27 112V113H26ZM46 112V113H45ZM52 112V113H51ZM54 112V113H53ZM62 114H61V113ZM140 112V113H139ZM4 113V115H3ZM8 113V114H6ZM10 113V114H9ZM36 115H35V114ZM64 113V114H63ZM79 113V114H78ZM132 113V114H131ZM166 113V114H165ZM17 116H15V115ZM22 114V115H21ZM24 114V115H23ZM32 116H30V115ZM42 114H43V118H42ZM46 114V115H45ZM54 116H53V115ZM134 114V115H133ZM165 114V115H163ZM6 115V116H5ZM8 115L11 116H15V118H18V120L22 123V124H26L25 126H27V129L30 131L31 130V134L33 135L31 137V134L28 136L30 138L27 137L26 134L17 131L18 129L14 128V127H8L7 125H11L10 123V116L8 117ZM31 117L29 118L28 117ZM34 115V116H33ZM57 115V116H56ZM62 115V116H61ZM146 115V116H145ZM3 116V117H2ZM13 116V117H14ZM26 116V117H25ZM46 116V117H45ZM50 116V117H48ZM137 116V117H139ZM7 117L9 118V120L7 119ZM25 119H24V118ZM34 117V120H33ZM41 117V118H40ZM55 118L53 120V118ZM59 117V119H58ZM65 117V118H64ZM69 117V118H68ZM5 118V119H4ZM27 118V119H26ZM68 118V119H67ZM82 118V119H81ZM79 122H82V129H85L87 131H91V130H96L98 133H100L102 136H106V135H111V133L108 131V129L110 130V122L109 120H104L101 119L103 121L98 120V118H94V119H90L87 120L84 117H81ZM38 119V120H37ZM48 119V120H47ZM53 121H52V120ZM5 123H3L4 121ZM27 120H29L27 123ZM60 120V121H58ZM69 120V121H68ZM87 120V121H86ZM3 121V122H2ZM37 121V125L36 122ZM47 121V122H46ZM54 121H57L54 123ZM66 121V123H65ZM85 121V122H84ZM89 121V122H88ZM106 123H105V122ZM139 119L136 120L134 119V122L136 124V126H138L139 124ZM25 122V123H24ZM33 122V123H32ZM92 122V123H91ZM95 122V123H94ZM97 122V123H96ZM100 122V123H99ZM44 123V124H43ZM53 123V124H51ZM60 123V125H59ZM86 123V124H85ZM108 123V124H107ZM5 124V125H4ZM42 124L44 127H42ZM65 124V125H64ZM90 124V125H89ZM92 124V125H91ZM97 124V125H96ZM31 125V126H30ZM33 125V127H32ZM63 125V126H62ZM102 125V126H101ZM104 125V126H103ZM107 127H106V126ZM6 126V127H5ZM35 126V127H34ZM38 126V127H37ZM41 126V127H39ZM57 126V127H56ZM61 126V127H60ZM84 126V127H83ZM89 126V128H88ZM95 128H94V127ZM101 126V127H100ZM109 126V127H108ZM135 125H131L128 126L127 130L126 128L124 129L123 134L127 135H123L124 137L129 138L131 136V133L133 132V134L137 133L136 127ZM32 129H31V128ZM56 127V128H54ZM106 127V128H105ZM130 127V128H129ZM136 127V128H133ZM140 127V126H139ZM7 128V129H6ZM14 128V130H10ZM38 128V129H36ZM46 128V129H44ZM43 129V130H42ZM53 129V130H52ZM89 129V130H88ZM103 129V130H102ZM16 130V131H15ZM34 130L38 131L35 132ZM46 130V131H45ZM127 132H126V131ZM134 130V131H131ZM136 130V132H135ZM10 133H9V132ZM104 131V132H102ZM108 131V132H107ZM129 131V132H128ZM50 132V133H49ZM126 132V133H125ZM135 132V133H134ZM6 133V134H5ZM14 133V135L12 136V134ZM17 133H21V135L17 134ZM35 133V134H34ZM48 133V134H47ZM17 136H16V135ZM23 134V135H22ZM43 134V136H42ZM3 137H2V136ZM8 135V136H7ZM11 135V136H10ZM35 135V137H34ZM130 135V136H129ZM6 136V137H4ZM15 136V137H14ZM20 136V139L19 137ZM23 136V137H22ZM9 137V138H7ZM18 137V138H17ZM25 137V138H24ZM25 141H24V139ZM4 139V141L2 140ZM23 139V142H22ZM41 139V138H40ZM8 140V143H6ZM10 140V141H9ZM20 140V141H18ZM28 141V142H26ZM3 142L4 145H6L5 147H3L4 145L1 143ZM12 142V143H11ZM26 142V143H25ZM31 142V143H30ZM17 143V144H16ZM21 143V144H20ZM35 143V145H34ZM145 143L147 144V142L143 143V147L139 150L141 152L139 153H144L148 148H150L149 144L145 145ZM13 144V146L11 145ZM25 144V145H24ZM33 144V145H32ZM18 145V146H17ZM22 145L21 149L20 146ZM24 145V147H23ZM27 146V148H25ZM147 146V147H145ZM3 147V148H1ZM9 149H8V148ZM16 150H14L15 148ZM19 147V148H18ZM5 148V150H4ZM7 148V149H6ZM23 148V149H22ZM32 148V149H31ZM122 148H124V146L122 145V147H120V151H116L114 152H110V156L108 161L112 162L113 164H122L125 162H128L129 160L127 158H129L130 154H132V151H130L131 149H129L127 151V148H124L122 150ZM12 149V150H11ZM19 149V150H17ZM37 149V150H36ZM145 149V151L143 152V150ZM12 155H11V152ZM34 150V151H33ZM16 151V152H15ZM26 153L24 154L23 152ZM31 151V152H30ZM19 152V153H18ZM125 152V153H124ZM128 152V154H127ZM131 152V153H130ZM5 153V154H4ZM6 153H9L6 155ZM30 153V154H28ZM37 153V154H36ZM114 153V154H113ZM119 153V154H118ZM16 154V155H15ZM19 154V156H18ZM112 154V155H111ZM123 154V155H122ZM3 155V156H2ZM6 155V156H5ZM31 155V156H30ZM34 155V156H33ZM119 155H121L122 157H120ZM11 156V158H10ZM18 156V157H17ZM126 156V157H125ZM6 157V158H3ZM8 157V158H7ZM13 157V158H12ZM20 157V158H19ZM24 157V158H23ZM30 157V158H28ZM111 157V158H110ZM15 158V159H14ZM125 158V159H122ZM7 159V160H6ZM18 161H17V160ZM22 159V160H19ZM24 159L26 160L24 162ZM36 159V160H35ZM114 159V160H113ZM118 159V160H117ZM34 160V161H32ZM128 160V161H127ZM31 163H29V162ZM119 161H121L119 163ZM124 161V162H122ZM5 165L3 168V164ZM20 162V163H19ZM33 162V163H32ZM38 162V163H37ZM116 162V163H115ZM16 163V164H15ZM28 163V164H26ZM36 163V164H35ZM63 163V165H62ZM2 164V166H1ZM14 164V165H13ZM32 164V165H31ZM41 164V165H40ZM117 164V165H118ZM28 165V166H27ZM38 167H37V166ZM43 165V166H42ZM62 165V166H61ZM33 166V167H32ZM30 167V168H28ZM41 167V169H40ZM50 167V168H49ZM54 167V168H53ZM62 167V168H61ZM2 168V169H1ZM33 168V169H32ZM35 168V169H34ZM8 169V170H7ZM38 169V171H37ZM44 169V170H43ZM48 169V170H47ZM51 169V170H50ZM54 169V170H53ZM33 170V172H32ZM42 170V171H41ZM58 170V171H57ZM4 171V172H3ZM7 171V172H5ZM37 171V173H36ZM47 171V172H46ZM51 173H49V172ZM65 171V172H64ZM9 172V174H8ZM61 174H59V173ZM64 172V173H63ZM4 173V174H3ZM35 173V175L33 174ZM41 173V174H39ZM54 173L57 175H54ZM8 174V176H7ZM44 176H43V175ZM46 174V175H45ZM53 174V175H52ZM64 174V177L63 175ZM76 174V175H75ZM2 175V176H1ZM31 175V177H30ZM33 175L35 177H33ZM38 177H37V176ZM52 175V176H51ZM6 176V179H5ZM52 179H51V177ZM57 178H55V177ZM49 177V178H48ZM34 178V179H33ZM36 178V179H35ZM71 178V179H72ZM75 178V180H76ZM42 179V180H40ZM66 179V181H65ZM72 179V180H73ZM1 180H3V182H1ZM36 180V181H35ZM39 183H38V182ZM65 185H64V183ZM70 181V182H69ZM74 181V180H73ZM43 183H45L43 185ZM75 184L73 186H71L72 184ZM39 184V185H38ZM77 184V185H76ZM35 186V187H34ZM46 186V187H45ZM67 186H69L67 188ZM78 186V187H77ZM64 187V189H63ZM66 187V188H65ZM77 187V188H76ZM45 188V189H44ZM43 189V190H42ZM63 189V190H62ZM71 189V190H70ZM73 190V191H72ZM69 191V192H68ZM62 192V194L60 195V193ZM67 194V196H66ZM66 196V198H65ZM60 197V198H59ZM64 197V198H63ZM58 198V199H57ZM63 200H62V199ZM60 200V201H59ZM71 201V202H69ZM73 201V202H72ZM59 205H58V203ZM57 203V204H56ZM69 203V204H68ZM72 203H74L72 205ZM71 204V205H70ZM54 205V206H52ZM61 205V206H60ZM70 205V206H68ZM254 205V204H253ZM60 206V207H59ZM64 206L66 208H64ZM72 206V207H71ZM71 207V208H70ZM253 206H251L252 208ZM69 208V209H68ZM259 208V207H258ZM257 208V206L254 205V208H252L251 210H259ZM52 209V210H51ZM57 209V210H56ZM63 209V210H62ZM68 209V210H67ZM247 209V208H246ZM244 210L245 214L247 216V210L250 211V207H248L247 210ZM255 210V211H257ZM56 211V212H55ZM61 211V212H60ZM63 211V213H62ZM254 211V212H255ZM67 214H66V213ZM247 212V213H246ZM254 212L252 214L249 213V216L252 217L251 220L254 217ZM66 216H65V214ZM52 217H51V216ZM60 215V216H58ZM64 215V216H62ZM54 216V217H53ZM57 216V217H56ZM245 216V218H246ZM256 216V214H255ZM50 217L52 219H50ZM247 216V220L250 218ZM55 218V219H54ZM61 221H59V219ZM63 218V219H62ZM250 220V221H251ZM59 222V223H58ZM244 223L246 221H243ZM249 222V220H248ZM57 225H56V224ZM53 225V226H51ZM57 226V227H56ZM48 228V230H46ZM54 228V229H53ZM52 231H50V230ZM50 231V233H49ZM47 232V233H46ZM51 237H50V235ZM48 234V235H46ZM48 236V237H46ZM50 237V238H49ZM45 239V240H44ZM49 239V240H48ZM44 240V242L46 243H42ZM42 241V242H40ZM36 242V243H35ZM39 242V245H38ZM18 244V245H17ZM16 245V246H15ZM37 245V246H36ZM43 246V247H42ZM38 248V249H36ZM28 249V250H26ZM31 251V250H30ZM213 260V259H211ZM210 259L207 260L208 262H206L207 264H212V261Z\"/></svg>", "mask_w": 264, "mask_h": 264}]
</instances>
